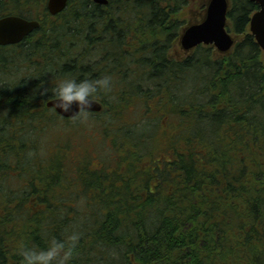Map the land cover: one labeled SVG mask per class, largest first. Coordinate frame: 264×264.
<instances>
[{"label": "trees", "instance_id": "obj_1", "mask_svg": "<svg viewBox=\"0 0 264 264\" xmlns=\"http://www.w3.org/2000/svg\"><path fill=\"white\" fill-rule=\"evenodd\" d=\"M207 2L69 0L51 15L47 0H0V16L41 21L0 46V264L53 239L70 264H264L259 5L230 0L231 50L185 51ZM105 75L87 119L47 105L61 78ZM56 119L87 122L88 144L52 138Z\"/></svg>", "mask_w": 264, "mask_h": 264}, {"label": "water", "instance_id": "obj_2", "mask_svg": "<svg viewBox=\"0 0 264 264\" xmlns=\"http://www.w3.org/2000/svg\"><path fill=\"white\" fill-rule=\"evenodd\" d=\"M69 0H48L47 7L53 15L63 11ZM107 4L109 0H94ZM259 9L252 15L250 28L258 43L264 49V0H253ZM229 0H209L205 17L202 21L187 26L182 34L181 43L185 49H190L200 43H213L220 51H228L235 43L233 35L227 29V12ZM38 19H28L21 15L9 14L0 17V45L21 42L27 35L40 26ZM55 98L48 100L49 107H55L65 117H73L55 105ZM102 104L94 99L91 110L99 111ZM76 103L70 105L75 110Z\"/></svg>", "mask_w": 264, "mask_h": 264}, {"label": "clouds", "instance_id": "obj_3", "mask_svg": "<svg viewBox=\"0 0 264 264\" xmlns=\"http://www.w3.org/2000/svg\"><path fill=\"white\" fill-rule=\"evenodd\" d=\"M100 90H111L109 75L96 79L65 76L52 89L56 107L82 120L88 118L95 95ZM44 92H47L46 88ZM73 102L76 103L75 110L70 109ZM70 239L75 241L77 237L72 236ZM18 251L23 257L22 264H70L73 255L71 247H65L63 242H57L55 239L45 249L34 250L22 244Z\"/></svg>", "mask_w": 264, "mask_h": 264}, {"label": "rangeland", "instance_id": "obj_4", "mask_svg": "<svg viewBox=\"0 0 264 264\" xmlns=\"http://www.w3.org/2000/svg\"><path fill=\"white\" fill-rule=\"evenodd\" d=\"M187 22L189 24L190 22H194V21H187ZM187 22H186V25L184 23L185 26L188 25ZM179 40H180V37H179ZM209 45H211V44H209ZM92 122L94 124L96 123L94 120ZM52 126H53L52 127L53 129H52L51 137L54 139H57V136H56L57 134L66 133L63 135H66V137H71L74 141L77 140V143H79L81 140H83L84 144L85 143L88 144V142L90 140L89 135L86 133L89 131V124H87V122H84L82 120L73 121V122H66L63 119H60V120H57V122L54 123V125H52ZM90 130H92V127L90 128ZM59 147H61V146L59 145L58 147H55L52 151H56Z\"/></svg>", "mask_w": 264, "mask_h": 264}, {"label": "bare ground", "instance_id": "obj_5", "mask_svg": "<svg viewBox=\"0 0 264 264\" xmlns=\"http://www.w3.org/2000/svg\"><path fill=\"white\" fill-rule=\"evenodd\" d=\"M39 27H40V26H39ZM39 27H38V28H39ZM38 28H37V29H38ZM35 30H36V29H35ZM35 30H34V31H35ZM32 32H33V31H32ZM32 32H31V33H32ZM31 33H30V34H31ZM27 36H28V35H27ZM27 36H26V37H27ZM23 40H24V39H23ZM23 40H22V41H23ZM18 43H19V42H18ZM11 44H17V43L2 44V45H11ZM54 98H55V97H54ZM51 99H53V98H51ZM49 100H50V99H49ZM47 101H48V100H47ZM51 108H54V109L56 110V112L59 113L55 107H51ZM59 114H60L61 116H63L61 113H59ZM63 117H64V116H63Z\"/></svg>", "mask_w": 264, "mask_h": 264}, {"label": "flooded vegetation", "instance_id": "obj_6", "mask_svg": "<svg viewBox=\"0 0 264 264\" xmlns=\"http://www.w3.org/2000/svg\"><path fill=\"white\" fill-rule=\"evenodd\" d=\"M22 42V41H21ZM20 43V42H19ZM18 44V43H17ZM11 45H13V44H11ZM0 46H8V45H0Z\"/></svg>", "mask_w": 264, "mask_h": 264}]
</instances>
